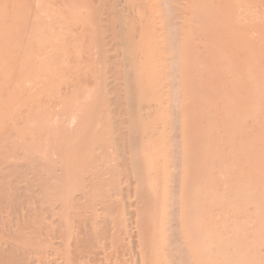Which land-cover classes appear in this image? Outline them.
Returning a JSON list of instances; mask_svg holds the SVG:
<instances>
[{"label":"bare ground","instance_id":"6f19581e","mask_svg":"<svg viewBox=\"0 0 264 264\" xmlns=\"http://www.w3.org/2000/svg\"><path fill=\"white\" fill-rule=\"evenodd\" d=\"M0 264H264V0H0Z\"/></svg>","mask_w":264,"mask_h":264}]
</instances>
